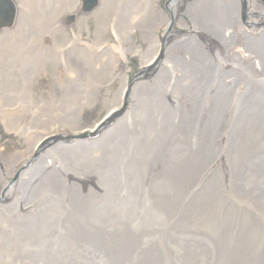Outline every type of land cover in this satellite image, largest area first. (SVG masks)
<instances>
[{
    "label": "rangeland",
    "instance_id": "rangeland-1",
    "mask_svg": "<svg viewBox=\"0 0 264 264\" xmlns=\"http://www.w3.org/2000/svg\"><path fill=\"white\" fill-rule=\"evenodd\" d=\"M87 1L95 2L89 10H85ZM169 1L14 0L18 8L17 22L0 31V264H40L47 252L38 248L35 241L38 236L31 226L22 227L20 221L26 224L33 221L39 209L44 208L43 198H49L52 191L39 199L33 197V202L23 205V194L9 190L10 184H15L16 190L20 184L25 185L27 179L20 183V177L28 173L35 157L33 153L27 159L26 152L38 148L37 142L28 141L25 135L35 137L36 131L55 129L76 135L71 137V140L76 138L75 141L60 131L52 136L62 135V144L85 141L81 136L98 123L118 98L130 91L131 97L145 108L127 121L124 166L114 170V162L119 161L116 152L110 154L105 167L96 168L95 158L90 156L84 165L72 163L68 169L69 176L77 174L83 180L90 176L81 175L84 171L95 172V184L108 188V208L104 196L94 194L97 190L92 187L84 192L76 186L71 188L70 204L54 207L58 209V216L53 218L50 209L45 219L47 226L66 230L59 250L67 251L80 243L73 229L83 228L89 240L101 234L102 230L89 229L98 224L107 225L109 236L117 241L114 248L113 244L111 246L113 262L127 259L132 264L148 261L155 264L151 257L145 259L144 256L157 253L156 264L160 261L162 264L168 261L264 264V199L248 201L244 207H239L228 196L216 206L221 217L215 222L206 219L205 212L214 211V206L207 203V194L195 192L192 184H196L198 170L217 149L205 153V144L201 143L196 150L202 154L199 160L195 158L187 163L185 160L181 165L166 149L169 143L159 144L157 110L145 125L142 123L145 112L157 104V98H163L162 93L166 98L190 95L188 90L183 97L180 87L173 86L171 91L170 76L161 79L156 72L151 76L156 64L164 69L173 62L174 55L166 56L161 50L163 33L159 34L164 20L158 7ZM257 3L264 14V0ZM152 12L155 15L150 18ZM147 20V30H140ZM153 37L157 48L147 53L148 39ZM173 41L172 38L168 43L171 45ZM199 41L200 49H208L212 58H225L218 47L211 49L202 39ZM177 48L184 55L186 47ZM173 52L177 51L172 46L170 53ZM191 64L196 67L195 63ZM228 65L231 66L222 63L219 68L232 70ZM262 72L261 69V73H254L264 80ZM132 78L137 80L129 86ZM176 80L178 85L189 86V79ZM180 104L185 107L181 100ZM248 136H243L239 129L233 140L238 147L245 148L250 143ZM193 137L191 135L190 139ZM18 152L25 157L19 160L22 163L10 169L9 159ZM55 163L60 171L62 162ZM179 170L183 173L177 180V212L167 214L161 205L160 193L167 188V179L173 178ZM90 184L91 180H86L85 185ZM186 244L190 245L187 249L183 247ZM235 254L248 259L241 263L239 258L233 261L228 257ZM54 255L61 254L56 251Z\"/></svg>",
    "mask_w": 264,
    "mask_h": 264
},
{
    "label": "bare ground",
    "instance_id": "bare-ground-1",
    "mask_svg": "<svg viewBox=\"0 0 264 264\" xmlns=\"http://www.w3.org/2000/svg\"><path fill=\"white\" fill-rule=\"evenodd\" d=\"M178 1L180 2L171 5V12L175 20V27L171 29L170 32L171 37L175 33L176 35L181 33L178 28L179 22H183V19H180L181 17L178 15L181 11L193 22L195 28L214 34L217 40L216 45L218 46L220 44L219 49L224 54L225 60L236 63L240 69L247 71H250L254 64L258 66V61H264V23L257 20L258 18L264 21V16H257V13L263 12L261 11L263 8L258 5L257 0H249V4H247L249 14H247L246 20L248 19V23L251 21L249 25L243 24L244 22L240 21L238 14L239 4L237 0ZM183 4H185V7H183ZM173 5H175L174 8ZM180 8L181 10L179 11ZM154 15L155 14L152 12L150 18ZM161 16L164 20L169 19V17L162 13ZM178 19L180 20L178 21ZM146 24H149V20L143 23V27H141L142 29L140 30L146 29ZM5 30L7 29L2 31ZM143 38L145 39L144 36ZM148 42L147 53L157 48V40L154 37L148 39ZM171 49L172 47L167 50V54L170 53ZM174 50L177 52L170 54L175 56L176 62L178 63L177 56H181L182 53L178 52V48H174ZM196 50L197 49L192 48L185 55L191 59V62L197 65L202 61V58L201 53L198 51L196 52ZM206 51H208V49L204 52ZM167 69L171 70L172 67H167ZM254 71L258 74L261 73L255 66ZM198 73L201 74L199 71ZM262 76L264 77V72ZM238 80L241 82V85L235 87V90L236 92L237 89L240 90V97L244 98H221V94H224L221 88L226 85H235ZM212 83H214L212 90L215 91L217 98H204L201 118L205 125L212 130L219 145H223V143L228 140L234 123V117L236 116L237 123L242 119L243 116L241 117L240 113L236 111L239 105L252 107V117L248 123L242 120L245 125H241L242 127L240 129V133H242L243 136L249 134L250 143L245 148L238 147L234 143L233 149L228 148L224 156L231 167L229 179L225 181L222 171L217 167V169L206 178V189L195 187L197 190H207L206 200L209 205L213 204L214 211L212 209L206 211V219L215 222L221 217L216 210L220 196L226 194L230 196L239 207H244L245 204L241 201L245 203L248 201H257L260 195H264V160L261 159V157H264V116L259 112V105H264V102L260 101V98H258L259 95L264 97V87L261 85L262 82L255 81L252 75L249 80L241 73L226 74L224 72H219L218 77H215ZM246 85L247 90H245ZM178 99L179 98H173L174 101ZM161 101L164 105H169V103L165 101V98H161ZM158 104L159 101H157L156 105L150 106L144 116L150 117L155 114V110H157V117H155V121L157 122V135H160L159 138L166 139L170 142L166 147L169 154L177 158L185 157L188 162L195 160V158L199 160L202 154L198 151L195 156H193L189 152L187 144L190 143L191 135L203 136L202 133L198 129L191 127L186 117L181 120L179 126L175 121V116L166 113ZM111 113L112 111L107 112L105 115L107 116ZM151 121L152 120H150V122ZM202 124L203 123H198L196 127ZM95 127L96 125L91 128L94 129ZM57 132V130H52L50 134L53 135ZM37 133L39 132H36L37 137H28L25 135L28 141L32 139L36 141L38 145V152L35 148L29 149L26 152L27 159L30 158L33 153L36 156L28 173L25 172L20 177V183L27 179L26 183L24 186L20 184L18 190L13 186H11L9 190H14L15 192L23 194L22 203L25 205L33 202V197L39 199L45 196L49 190L52 191L50 198H43L44 208L39 209L33 221H29L27 224L25 221H20L22 227L31 226L35 232V236H38L35 238L38 248L43 250L46 249L47 251L42 257V263L40 264H87L88 261H90L89 264H132L127 259L117 262L112 261L111 246L113 244L114 248V243H117V241L109 236L107 227H103L102 231H100L101 234L90 240L86 237L87 234L83 228L69 229L76 233L78 239H80V243L74 245L73 248L67 251H60V243H62V238L65 236L64 231L66 230L64 229L63 231L59 226H47L45 224V222H47L45 219L49 214V210L52 209L48 201H63L65 192L68 198L67 188L73 186V184L83 187V182L77 175L69 176L68 169L72 167V163L82 166L86 163L87 159L92 156L95 158L96 162H100L101 166L105 167L108 164V158L112 147L114 145L116 147L120 146L118 141L115 142L112 139L110 142L108 141L109 143H104L110 133L112 134V130L110 133L105 132L99 143H84L85 141H80L79 144L65 145L60 142L52 147H49V139H47L49 134L45 133V135L38 136ZM43 136L46 137L44 138ZM117 138H119V136H117ZM124 155L125 154L119 150V156L123 157ZM161 156L164 157L165 154ZM24 157L22 153L18 152L9 159L8 167L11 169L22 163V161L19 160ZM57 160L62 162L60 171L56 166L57 163H55ZM211 162L212 160H209L204 167L198 170L201 172V176ZM182 173L183 170H179L173 178L167 179V188L160 193L161 205L167 214L177 212L179 204L177 180ZM54 216H58V214L52 211L51 217L53 218ZM92 229L100 230L96 227ZM18 235L19 234L16 236ZM30 239H32V237H30ZM189 246V244H186L183 247L187 249ZM48 250L50 251L48 252ZM56 251L61 255L55 256L54 253ZM252 251L255 250L253 249ZM151 254L152 253H149L144 257L145 259L151 257V261L156 264L155 258H157V253L153 256ZM228 257L233 261L239 258L241 263H244V260L248 259L247 256L238 254ZM56 261L58 262L56 263ZM162 262L163 261H160L159 264H162ZM145 264L151 263L148 261Z\"/></svg>",
    "mask_w": 264,
    "mask_h": 264
},
{
    "label": "water",
    "instance_id": "water-1",
    "mask_svg": "<svg viewBox=\"0 0 264 264\" xmlns=\"http://www.w3.org/2000/svg\"><path fill=\"white\" fill-rule=\"evenodd\" d=\"M2 13H3V15H4V13L7 14L6 16L4 15V19L2 17ZM14 15H15L14 14V10H13L9 0L0 1V26H6L9 23H12ZM202 79H204V77ZM213 79H214V75L211 76L210 82L207 84V87L209 89H211ZM221 90H222L223 93H225L227 91V87H222ZM206 94H205V96H206ZM215 98H217V97H215ZM221 98H226V96L224 94H221ZM241 98H244V97H241ZM258 98H260V101L264 102V97L262 95H259ZM251 108H252L251 106L250 107H245V106H242L241 104L239 105V107L237 108L236 111H238L240 113L241 117L242 116L243 117L238 123H237V120H236V116L234 117V123H233V126L231 128L232 131H236L237 129L242 127L241 125H245V123H243L242 120L244 122L248 123V121L252 117ZM209 135L211 137H214L211 129H209ZM261 159L264 160V158H261Z\"/></svg>",
    "mask_w": 264,
    "mask_h": 264
}]
</instances>
